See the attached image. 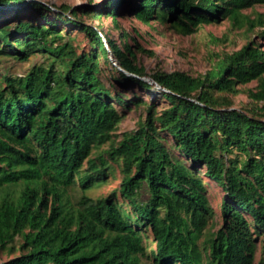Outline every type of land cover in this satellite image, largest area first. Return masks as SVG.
<instances>
[{
    "label": "trees",
    "instance_id": "trees-1",
    "mask_svg": "<svg viewBox=\"0 0 264 264\" xmlns=\"http://www.w3.org/2000/svg\"><path fill=\"white\" fill-rule=\"evenodd\" d=\"M27 1L32 3L25 11L10 10ZM126 3L142 24L158 21L183 36L226 20L248 34L264 29L262 15L244 14L264 0H110L83 16H112L121 28L117 18ZM49 13L55 11L37 0H0V45L22 62L34 54L54 58L26 76L0 73V247L22 241L21 255L3 264H255L253 227L264 233L261 43L252 38L239 51L217 54L196 77L182 71L153 75L138 62V51H147L129 42V31L120 43L103 27L79 21L78 11L74 18L58 14L90 39L93 50L79 54ZM35 15L47 23H36ZM258 35L263 38L264 30ZM115 57L128 84L151 90L140 78L155 80L170 106L157 112L144 100L113 95L100 76L103 61ZM251 82H257L249 92L256 106L233 108L229 95ZM116 104L148 108L139 130L118 143L123 115ZM163 132L180 156L166 147ZM234 151L245 159L225 158ZM114 165L120 188L109 197H90ZM209 180L227 195L216 231L210 229L217 213ZM77 189L81 197L74 202ZM148 235L156 242L151 252Z\"/></svg>",
    "mask_w": 264,
    "mask_h": 264
},
{
    "label": "rangeland",
    "instance_id": "rangeland-1",
    "mask_svg": "<svg viewBox=\"0 0 264 264\" xmlns=\"http://www.w3.org/2000/svg\"><path fill=\"white\" fill-rule=\"evenodd\" d=\"M49 6L55 13H49L51 20H56L58 27L62 29L67 36L70 37L72 44L76 47L79 54L83 52H91L93 45L88 36L77 25L65 23L60 19H56L58 14H67L74 18L72 11H78L82 16L79 21L101 26L105 31L113 34L116 39L122 43L123 31H129L132 35L129 42L132 45L139 44L147 52L138 51V62L142 64L149 73L156 74L159 71L167 73H174L178 71L187 72L196 77L200 74L206 73L216 60L217 54L233 53L241 50L252 38L258 40L264 48V37H259L258 33L263 32V28H259L255 33H247L246 28L237 29L232 26L231 22L226 20L218 24H209L202 27L196 34L190 36H183L175 33L168 25L161 24L158 21H151L150 24H142L136 20L132 14H129V4H124L117 18L121 28H115V23L112 16L104 15L101 20H95L89 16H83V11L86 9L89 12L103 10L110 0H37ZM32 2L27 1L20 6H15L10 10L12 12L25 11L26 7ZM64 7L70 9L69 12L63 10ZM244 14L251 15L252 18H258L260 15L264 18V5H257L253 9L244 11ZM36 23L46 24L47 21L41 16L35 15ZM136 31L138 33H136ZM53 57L48 59L45 54H34L29 61L22 62L18 60L10 48L0 45V73L11 74L12 76H26L30 70L38 64L51 62ZM120 61L115 57L113 60L103 61V74L100 76L103 83L111 89L113 95H121L126 102H132L137 99L144 100L150 105L153 104L157 112H162L170 104L163 97L165 89L161 87L155 80L150 78H140L148 82L153 89L147 90L138 83H127L124 77L120 74L122 71ZM124 71V70H123ZM257 82H251L245 86H241L240 92L229 98L233 102V108L239 110H250L256 106L252 101L249 92L256 90ZM120 113H122V122L116 131V142L118 143L123 135L126 133L136 132L140 128L141 122H144L148 117V108L146 105L135 107L131 104V109H126L119 104H116ZM163 142L168 149L173 150V139L167 133H161ZM109 144L103 146L101 149L106 150ZM173 152L180 156L179 152ZM96 157V156H93ZM226 159H240L244 160L245 156L239 151H234L225 155ZM89 164H86V168ZM203 175V170L200 171ZM121 172L120 169L114 165V169L109 171L107 181L98 188L89 191L87 194L94 198L109 197L114 190H118L121 186ZM209 198L217 215L215 217L213 226L210 228L214 231L218 230L222 225V210L221 204L226 193L213 181L209 180ZM81 197L79 189L72 192L74 202H77ZM121 201V200H120ZM122 203V202H121ZM124 205V204H123ZM125 206V205H124ZM127 208V207H126ZM128 211L132 209L127 208ZM254 239L256 244V258L255 264H261L264 260V233L258 234L256 227H253ZM21 240H17L14 244L7 248L0 247V264L6 263L20 256ZM146 245L148 252L156 248V242L152 235L146 238Z\"/></svg>",
    "mask_w": 264,
    "mask_h": 264
}]
</instances>
